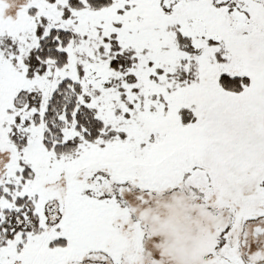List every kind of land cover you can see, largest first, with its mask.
I'll return each mask as SVG.
<instances>
[{
  "label": "snow or ice",
  "instance_id": "obj_1",
  "mask_svg": "<svg viewBox=\"0 0 264 264\" xmlns=\"http://www.w3.org/2000/svg\"><path fill=\"white\" fill-rule=\"evenodd\" d=\"M166 194L264 264V0H0V264H160Z\"/></svg>",
  "mask_w": 264,
  "mask_h": 264
},
{
  "label": "rangeland",
  "instance_id": "obj_2",
  "mask_svg": "<svg viewBox=\"0 0 264 264\" xmlns=\"http://www.w3.org/2000/svg\"><path fill=\"white\" fill-rule=\"evenodd\" d=\"M179 195L154 198L143 209L151 216V236L146 245L159 256L160 264H189L207 243L209 234H214L217 224L228 219L229 209L218 207V198L210 202V207H204L203 202L187 196L179 203Z\"/></svg>",
  "mask_w": 264,
  "mask_h": 264
}]
</instances>
